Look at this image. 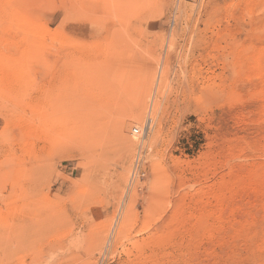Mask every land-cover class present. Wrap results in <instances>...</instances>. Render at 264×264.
<instances>
[{
    "label": "rangeland",
    "instance_id": "1",
    "mask_svg": "<svg viewBox=\"0 0 264 264\" xmlns=\"http://www.w3.org/2000/svg\"><path fill=\"white\" fill-rule=\"evenodd\" d=\"M114 1L0 0V229L4 231L21 217L14 206H19L25 189L35 183L33 197L43 201V213L57 222L52 229L53 245H49L51 239L43 240L31 252L11 256L0 250V264H133L135 260L137 264H264V0H139L133 10L114 8ZM88 4H93V10ZM116 28L121 30L117 36L121 44L115 39ZM123 40L130 46L127 50L124 45L125 49L119 48ZM139 51L141 64L135 59ZM129 53L134 60L130 58L132 67L125 68ZM121 54L127 60L122 69L128 74L124 70L120 74L130 83L125 99L119 96L124 91L118 84V79L124 80L115 77L114 69L107 75L109 79L114 76L111 85L119 95L106 82L107 75L102 78L106 70L99 74L100 64L107 65V60L115 64ZM85 61L90 71L89 66L83 67L87 72L82 71ZM112 62L107 65L110 69L114 68ZM95 64L100 69L96 65L99 76L93 80L86 74H91ZM140 65L144 74L138 73ZM71 74L73 78L68 77ZM80 81L87 87L81 86L82 92L76 94L81 90ZM112 88V99H108ZM148 88V108L139 117L134 96L144 100ZM83 93H90L88 106ZM78 97L86 101L80 100V104ZM113 99L115 105L110 102ZM130 99L136 102V109ZM82 101L88 109H83ZM126 103L132 111L125 108ZM121 106L129 112L121 118L124 126L118 121L123 132L119 126L115 132L109 125L121 117L116 113H125ZM96 108L115 114V123H106L103 111L108 124L104 127ZM112 108L120 110L115 113ZM84 112L90 114L92 124L101 122L106 130L100 124L92 125ZM95 112L100 120L91 118ZM96 127L104 130V136L98 130L102 134L99 140L100 134L90 142ZM108 129L121 133L113 135ZM85 130L92 131L91 135L87 132L89 138ZM122 133L126 137H120ZM88 141L93 142L92 149ZM112 144L109 150L106 145ZM116 148L123 153L117 151L114 157L118 161L111 157L117 155ZM101 156L110 161L104 165ZM151 196L157 198L155 205L162 204L155 213L154 206H149L156 200L152 202ZM147 204L153 216L146 211ZM127 210V236L116 246L111 236L88 241L93 245L84 250L87 252L71 245L73 238H85L96 228L108 227L111 235Z\"/></svg>",
    "mask_w": 264,
    "mask_h": 264
},
{
    "label": "bare ground",
    "instance_id": "2",
    "mask_svg": "<svg viewBox=\"0 0 264 264\" xmlns=\"http://www.w3.org/2000/svg\"><path fill=\"white\" fill-rule=\"evenodd\" d=\"M104 1V0H103ZM106 1V0H105ZM108 1V0H107ZM110 1V0H109ZM114 1V0H113ZM113 1L111 0V3H113ZM124 1V0H123ZM139 0H126V2L125 3H121V1L120 2H118L117 0L116 1H114V8L117 6V8L120 10V7H124V8H126V7H128L129 8V10L131 9V10H133L134 9V7L136 6V4H137V2H138ZM140 1H142V0H140ZM156 1V0H155ZM119 3V4H116V3ZM256 2V1H255ZM100 3V2H99ZM106 3V2H105ZM120 3H121V5H120ZM102 4V3H101ZM108 4V3H107ZM162 4V3H161ZM251 4V3H250ZM113 5V4H112ZM118 5H120L119 7H118ZM89 6V7H88ZM87 7L89 8V9H91V10H93V8H94V6H93V4H88L87 5ZM86 6H83V11L85 12V13H87V11H88V8H87ZM103 7V6H102ZM113 7V6H112ZM157 7V6H156ZM156 7H154L155 9H156ZM127 8V9H128ZM148 8V7H147ZM152 8V7H151ZM106 9V8H105ZM207 9V8H206ZM209 9V8H208ZM92 12V11H91ZM83 13V12H82ZM131 13L133 14V11H131ZM115 14V13H114ZM150 14V13H149ZM148 14V15H149ZM85 15V14H84ZM93 15V14H92ZM109 15V14H108ZM128 15V14H127ZM132 16V15H131ZM82 17H83V14H82ZM92 17V16H91ZM110 17H112V16H110ZM86 18V17H85ZM201 18V17H200ZM202 18H204V17H202ZM201 18V19H202ZM110 19V18H109ZM112 19V18H111ZM184 19V18H183ZM90 20H93V17H92V19L90 18ZM94 20H95V18H94ZM121 20V19H120ZM114 21V20H113ZM138 21V20H137ZM95 22H96V20H95ZM110 22V21H109ZM187 22V21H186ZM187 24V23H186ZM94 26V25H93ZM92 26V27H93ZM101 26V25H100ZM122 26H123V24H122ZM122 26H119L120 28L122 27ZM135 26V25H134ZM118 27V28H119ZM105 28V27H104ZM123 28H125L124 30H127L128 29V27H125V26H123ZM127 28V29H126ZM135 28V27H134ZM78 29V28H77ZM133 29V28H132ZM194 29V28H193ZM100 30V29H99ZM116 30H118L117 28L115 29V31H114V33H116L115 34V39H116V41H117V36L119 35V33H120V31H116ZM124 30L122 29V34L123 35H125L123 32H124ZM137 29L135 28V31H136ZM86 31V30H85ZM104 31V30H103ZM194 31V30H193ZM113 33V34H114ZM200 34V33H199ZM128 35V34H127ZM126 35V36H127ZM191 35V34H190ZM148 36V35H147ZM113 38H114V36H113ZM187 38V37H186ZM114 40V39H113ZM175 40V39H174ZM119 41H122L121 39H119ZM176 41V40H175ZM118 42V41H117ZM128 42V41H127ZM130 42V41H129ZM128 42V43H129ZM172 42V41H171ZM177 42V41H176ZM118 43H120L121 44V42H118ZM126 43V42H125ZM132 43V42H131ZM130 43V44H131ZM124 45V40H123V44L121 45V46H119V48L120 47H122ZM126 45V44H125ZM124 45V46H125ZM171 45V44H170ZM129 46V45H128ZM127 46V47H128ZM116 47H117V45H116ZM126 47V46H125ZM127 47H126V50H127ZM130 47V46H129ZM132 47V46H131ZM172 47V46H171ZM79 48V47H78ZM123 49H125L124 47H122V49H120V50H123ZM129 49V48H128ZM171 49V48H170ZM76 50V49H75ZM81 50V49H80ZM89 50V49H88ZM113 50V49H112ZM117 50V49H116ZM119 50V49H118ZM119 50V51H120ZM126 50H124L123 52H125ZM131 51H130V53H132L133 54V52H132V49H130ZM172 50H173V48H172ZM78 51V50H77ZM115 51V50H114ZM133 51H134V46H133ZM136 51V50H135ZM170 51V50H169ZM71 52V53H70ZM69 53L70 54H72V51H70ZM111 52L112 51H110V53H108V54H111ZM117 53H118V51H116ZM115 52V53H116ZM129 52V51H128ZM127 52V53H128ZM83 53V52H82ZM126 52H125V54H127ZM129 53V55L127 56V58L129 57V56H131V54ZM135 53V52H134ZM137 53H138V51H137ZM137 53H136V56H138V58L136 57V56H134V58L137 60V59H140L139 57H140V55H141V57H143L142 56V54L140 53V51H139V54L137 55ZM68 53H66V55H67ZM70 54H68V55H70ZM81 54V53H80ZM79 54V55H80ZM84 54V53H83ZM124 53H123V55H125ZM189 54V53H188ZM76 55H77V52H76ZM78 55V56H79ZM184 55V54H183ZM74 56V55H73ZM72 56V57H73ZM78 56H76V57H78ZM81 56V55H80ZM80 56L78 57V60H79V66H80ZM103 56V55H102ZM109 56V55H108ZM107 56V57H108ZM112 56H115V55H110L109 57L111 58ZM116 56H118V55H116ZM126 56V55H125ZM164 56V55H163ZM169 56V55H168ZM75 57V56H74ZM82 57L84 58L85 56L84 55H82ZM104 57H105V55H104ZM172 57V56H171ZM183 57V56H182ZM186 57V56H185ZM51 58V57H50ZM124 58L125 57H123L122 56V54H121V56H118L117 58H115L114 59V61H115V64H114V62H112V64H114V68H109L110 67V63L111 62H109L108 63V60H107V63H106V61H104V63H106L109 67H107V65H104L103 63H102V65H104V66H106L107 67V69L105 68V67H103L102 68V65L100 64V66H101V69H100V67H99V65H97V64H99V63H97V64H95V66H92L93 68V70L96 68V71L97 72H95V71H93V73H92V69H91V74H94V76L92 75V76H90L91 74H89V72H88V74H86V76L87 75H89V77H92V79L94 80V78L93 77H97V79H98V76L99 75H97L98 74V70L100 69V72H99V74L101 73V70H103V73H104V70H106L105 72L106 73H104V74H102L101 73V75H104L102 78H104L106 75H107V72H108V70H109V72H108V74H109V76H110V74H112V72H113V69H114V73H115V77L118 79V77H124L123 75V73H124V71H125V75L126 74H128V72H127V69L126 70H124L125 68H127V66H130V67H132L131 66V64L129 65V59L131 58V57H129L127 60H128V64L126 65V67H125V65H124V63H126L127 62V60L125 59L124 60ZM87 59V58H86ZM85 59V60H86ZM104 59V58H103ZM103 59H100V60H102L103 61ZM108 59V58H107ZM132 59V58H131ZM130 59V60H131ZM68 60V59H67ZM71 60V59H70ZM73 60H74V58H73ZM76 60V59H75ZM100 60H98V61H100ZM105 60H106V57H105ZM113 60V59H112ZM132 60H134V59H132ZM148 60V59H147ZM159 60H160V58H159ZM159 60H157V61H159ZM163 60V59H162ZM102 61H100V62H102ZM110 61V60H109ZM124 61V62H123ZM141 59H140V62H138V63H140L141 64ZM63 62H65V59H64V61ZM70 62V61H69ZM86 62V61H85ZM85 62H82V63H84L83 65L84 66H81V68H82V71H84L85 70V67L87 68L88 66V68H89V71H90V64L88 65V61L85 63ZM135 63H136V61H134ZM154 62V61H153ZM162 62V61H161ZM91 63H93V62H91ZM94 63H96V61H94ZM131 63H132V61H131ZM155 63V62H154ZM66 64V63H65ZM133 64V63H132ZM144 64V63H143ZM167 64V63H166ZM75 65L77 66L78 65V61H77V64L75 63ZM93 65V64H92ZM99 67L98 68V70H97V66ZM151 65V64H150ZM153 65V64H152ZM159 65V64H158ZM183 65H185V64H183ZM75 66V67H76ZM116 66V67H115ZM122 66H124L125 68L124 69H122L123 67ZM160 66V65H159ZM170 66V65H169ZM168 66V67H169ZM75 67H74V69H72V70H75V72L77 71V73L76 74H78L79 73V70H76L75 69ZM78 67V66H77ZM76 67V68H77ZM83 67H84V70H83ZM95 67V68H94ZM130 67H129V70L128 71H130ZM137 67V66H136ZM139 67V66H138ZM144 67V66H143ZM165 67H166V65H165ZM71 68V67H70ZM109 68V69H108ZM161 68V67H160ZM51 69V68H50ZM78 69V68H77ZM116 69V70H115ZM156 69V68H155ZM166 69V68H165ZM62 70L63 71H68L67 69L65 70V69H63V67H62ZM122 70H124V71H122ZM142 70L143 69H141V65H140V70H138V73H139V71H141V74H144L143 72H142ZM149 70V69H148ZM52 71V70H51ZM63 71H61V72H63ZM120 71H122L121 72V74H123V75H121L120 74ZM132 71V70H131ZM145 71V70H144ZM165 71V70H164ZM61 72H59V74L61 73ZM84 72H87V70L86 71H84ZM95 72V73H94ZM111 72V73H110ZM127 72V73H126ZM148 72V71H147ZM151 72H153V71H151ZM158 72V71H157ZM113 73V74H114ZM154 73V72H153ZM65 74H67V72L65 73ZM75 74V75H76ZM80 74L81 75H83L84 73H82V72H80ZM80 74H78V76L80 75ZM95 74L97 75V76H95ZM141 74H139V75H141ZM156 74V73H155ZM154 74V75H155ZM62 75V74H61ZM61 75H59V77L61 76ZM69 75V74H68ZM67 75V76H68ZM81 75L79 76V77H81ZM159 75L161 76V74H160V72H159ZM55 76V75H54ZM64 76H66V75H64ZM67 76H66V78H67ZM72 76V74L70 75V76H68V77H71ZM83 76H85V75H83ZM82 76V77H83ZM86 76H85V80H86ZM118 76V77H117ZM127 76V75H126ZM145 76V75H144ZM156 76V75H155ZM164 76V75H163ZM78 77V78H79ZM81 77V78H82ZM88 77V76H87ZM106 77H107V79H106ZM105 77V79L107 80H105V79H103V80H105L106 82H108V80H109V82H110V88L111 87H113L111 84H112V82L110 81V79L113 81V77L114 76H112L111 75V78L109 79V77H108V75ZM147 77V76H146ZM150 77H151V74H150ZM62 78H64V77H62ZM72 78H73V76H72ZM72 78H68V79H70V83L72 82V81H74ZM77 78V77H76ZM81 78H80V80H81ZM157 78V77H156ZM156 78H155V80H156ZM72 79V80H71ZM84 79V78H83ZM97 79H95V80H97ZM99 79H101V76L99 77ZM117 79H115L114 78V80H115V82L117 81ZM142 79H143V76H142ZM145 79V78H144ZM146 79H148V77L146 78ZM85 80H83L84 82H85ZM103 80H100V81H102V82H104ZM123 82H122V79H118V84H119V82H120V84H121V86L120 87H122L121 88V90L123 89V94L121 93L120 95H119V93H120V91L118 92V90H116V88L115 87H113L114 89H115V92L119 95V96H121L122 95V98H123V96L125 97L127 94V91H128V86H129V79H124L123 78ZM133 80V79H132ZM138 80H140L139 82H137L136 80H135V82H137L136 84L138 85V83L140 84V82H141V78H140V76H139V79ZM149 80V79H148ZM153 81L152 82H154V79H152ZM161 80V79H160ZM64 81V80H63ZM77 81V80H76ZM79 81V80H78ZM86 81H88V80H86ZM98 81V83L100 82L99 80H97ZM146 81V80H145ZM151 81V80H150ZM81 82V81H80ZM82 83V85H80L79 87L81 88V86L84 88V85H86L85 83ZM106 82H104V83H106ZM114 82V83H115ZM122 82V83H121ZM165 82H168L167 80L165 81ZM185 82V81H184ZM183 82V83H184ZM79 83V82H78ZM90 83V82H89ZM104 83H101V84H103V86H105V84ZM149 83V82H148ZM56 84V83H55ZM71 84H73V83H71ZM91 84V83H90ZM116 84V83H115ZM114 84V85H115ZM151 83H149L148 85H150ZM79 85V84H78ZM78 85H77V87L76 88H78ZM107 85V84H106ZM145 85H146V82H145ZM163 85H164V83H163ZM166 85V84H165ZM168 85V84H167ZM74 86V85H73ZM136 86V85H135ZM151 86V85H150ZM149 86V87H150ZM184 86V85H183ZM57 87H58V85H57ZM86 87H87V85H86ZM85 87V88H86ZM102 87V86H101ZM118 87H119V85H118ZM134 87V86H133ZM160 87H162V86H160ZM160 87H159V89H160ZM168 87V86H167ZM73 88V87H72ZM76 88H73L74 90L76 89ZM79 88V89H80ZM90 88V87H89ZM95 88V87H94ZM107 88V87H106ZM113 88L109 91L110 92V94H109V92H108V90H106L107 92H108V94H109V96H108V99H112L111 97H110V95H113ZM136 88V87H135ZM140 88V86L138 85V89ZM166 88V87H165ZM73 89H72V91H73ZM91 89V88H90ZM90 89H88L87 88V90H89V91H91ZM120 89V88H119ZM138 89H137V91H138ZM68 90H70V89H68ZM86 90V89H85ZM86 90V91H87ZM97 90V89H96ZM113 90V91H112ZM127 90V91H126ZM132 90V89H131ZM163 90L164 89H162V91L161 92H163ZM65 91V90H64ZM88 91V92H89ZM150 88H148V92H147V95H146V97H145V95H143L144 96V100L142 99H136L137 98V95L136 96H134L135 98V100H137V104H135L136 105V107H138L137 108V114H138V116L140 117V115H144L145 113H146V110H147V108H148V103H147V97H149L150 96ZM160 91V90H159ZM165 91V90H164ZM184 91V90H183ZM68 92H70L71 93V91H68ZM76 92V94H80V92H82V88H81V90L79 91V90H76L75 91ZM74 91H73V93H75ZM79 92V93H78ZM85 92V91H84ZM95 92V91H94ZM107 92H105V95L107 94ZM113 92V93H112ZM135 92H136V90H135ZM72 93V94H73ZM112 93V94H111ZM114 94L115 95V97H116V95L117 94ZM142 93V92H141ZM155 93H157V92H155ZM76 94H74V95H76ZM84 94V93H83ZM101 94H103L104 95V93H101ZM124 94H126V95H124ZM143 94V93H142ZM71 95V94H70ZM89 95H90V93H89ZM89 95H86L87 96V99L86 100H88V102H87V106H88V103H90L89 102ZM93 95V94H92ZM91 95V96H92ZM105 95H104V97H105ZM162 95V94H161ZM53 96H55L54 94H53ZM66 96L68 97L69 96V94L67 93L66 94ZM72 96V95H71ZM81 96H82V94H81ZM84 96H85V94H84ZM85 96V97H86ZM102 96V95H101ZM101 96H99L100 98H101ZM107 96V95H106ZM118 96V99L120 98ZM160 96V95H159ZM158 96V97H159ZM163 96V95H162ZM50 97V96H49ZM56 98H57V96H55ZM70 97V96H69ZM76 97H77V95H76ZM80 97V96H79ZM78 97V98H79ZM110 97V98H109ZM114 97V96H113ZM114 97V99H116L117 100V98H115ZM161 97V96H160ZM52 98V97H51ZM55 98V99H56ZM74 98H75V96H74ZM103 98V97H102ZM106 98V97H105ZM105 98H103V100L105 99ZM126 98V97H125ZM125 98H123V99H125ZM133 98V97H132ZM142 98V97H141ZM85 99V98H84ZM114 99L111 101L110 100V102H113L114 103ZM123 99H121V102H123ZM129 99V98H128ZM53 100V99H52ZM57 100H58V98H57ZM75 99H73V101L72 102H76V101H74ZM77 100V99H76ZM80 100H83L82 99V97L81 98H79L77 101H80ZM86 100H83V101H86ZM94 100V99H93ZM102 100V99H101ZM106 100V99H105ZM130 100H132V106H133V103H136L133 99H130ZM161 100V99H160ZM53 101H55V100H53ZM61 103H64L63 102V100L61 99ZM82 101V106L85 104L86 105V102H83ZM107 101V100H106ZM126 101H127V99H126ZM129 101V100H128ZM127 101V102H128ZM57 102V101H56ZM107 102H109V101H107ZM107 102H105V105H108L107 104ZM116 102V101H115ZM118 102H119V100H118ZM117 102V103H118ZM124 102H125V100H124ZM130 102V101H129ZM128 102V103H129ZM154 102V101H153ZM53 103V102H52ZM55 103V102H54ZM67 103V102H66ZM78 103V102H77ZM77 103H75L76 104V106L77 105H79V104H77ZM80 104H81V101L79 102ZM100 103V102H99ZM112 103V104H113ZM128 103H126V106H125V108H128L129 107V111H132V110H130V109H133V108H131V105H129V106H127V104ZM157 103H158V101H157ZM102 105L104 104L103 102L101 103ZM101 104H99L100 106H102ZM130 104V103H129ZM154 104V103H153ZM52 105V104H51ZM50 105V106H51ZM55 106L56 105H58V104H54ZM65 105H67V104H64L63 106H65ZM84 105V106H85ZM90 105V104H89ZM98 105V106H99ZM105 105H103V106H105ZM110 105H111V103H110ZM114 105H115V103H114ZM122 105H124V104H122ZM161 105V104H160ZM49 106V107H50ZM53 106V105H52ZM59 106H60V108H61V106L62 105H60L59 104ZM58 106V107H59ZM80 106V105H79ZM83 106V109L84 108H87L88 109V107L87 106H85L84 107ZM103 106H102V108H103ZM112 107H113V105H111ZM58 107L56 108H54V109H56V112H57V109H58ZM96 107H97V103H96ZM107 107V109H108V106H106ZM105 107V108H106ZM117 107H119V106H117ZM133 107H135V106H133ZM136 107H135V109H136ZM157 107V106H156ZM156 107H154V110H153V108H152V110L153 111H155L156 110ZM161 107V106H160ZM159 107V108H160ZM51 108V111H52V107H50ZM50 108H49V110H50ZM80 109H79V111L80 110H83V109H81V107H79ZM99 109H101L100 107H98ZM115 108V107H114ZM114 108H112V109H114ZM123 106H121V110L123 111V112H125V113H123V115L121 114L122 112H120L117 108V110L120 112H118V113H116V109H114L113 110V112H115L116 114H120V118H119V115H118V118H119V120H118V118L116 117V115L114 114V115H112L113 113L112 112H109L111 109H110V106H109V111H108V113L109 114H111L112 115V117H111V115H110V117L108 116L107 118H110V119H112L114 116L117 118V121H116V118L114 119H112V120H110V119H108V121H107V118H106V116L108 115V113L106 112L107 110L106 109H104V110H106V111H104L103 109H102V111H100V110H98L97 108V110L99 111V114L103 117V116H105V114L103 113V111L104 112H106V116H105V120H106V123L108 122L109 124L110 123H115L114 121H116V123H115V125H109V129L111 130L112 129V127H114L115 128V126H119V127H122V132H123V126H124V123H123V120L121 119L124 115H126V114H128V112L129 111H127V113H126V111H124L123 109ZM62 110V109H61ZM64 110V109H63ZM126 110V109H125ZM128 110V109H127ZM151 110V109H150ZM50 111V112H51ZM85 111V110H84ZM112 111V110H111ZM59 112V111H58ZM61 112V111H60ZM92 111H90L89 110V113L90 114H92L91 113ZM101 112L104 114V115H102L101 114ZM133 112H135V111H133ZM159 112V111H158ZM49 113V111L47 112V114ZM52 113L54 114V112L52 111ZM77 113V112H76ZM85 113V112H84ZM83 113V115L85 116V114H86V116H87V118L88 119H90V117H88V116H90V114H88L87 115V112L84 114ZM96 113V112H95ZM50 114V113H49ZM48 114V115H49ZM61 114H62V112H61ZM66 114V113H65ZM98 113H96V116H92L91 118L92 119H94V120H100L101 119V117H99L100 115H99ZM155 114V113H154ZM153 114V115H154ZM156 114H157V112H156ZM52 115V114H51ZM92 115H94V113L92 114ZM99 115V116H98ZM150 115V114H149ZM53 116H55V114L53 115ZM98 116V117H97ZM50 117V116H49ZM52 117V116H51ZM51 117H50V121H51ZM95 117H97L98 119H96ZM55 118V117H54ZM100 118V119H99ZM155 118H156V116H155ZM124 119V118H123ZM48 120V118H47V122L49 121ZM82 120H84L83 118H82ZM85 120H86V117H85ZM104 117L102 118V121L101 122H103V123H105L104 121ZM109 120H110V122H109ZM125 120V119H124ZM53 121V120H52ZM93 121V120H92ZM120 121H122V123H123V126H122V123H119ZM133 121V120H132ZM89 122V121H88ZM90 122H91V119H90ZM96 122V123H95ZM93 124H100V126L103 128V126L105 127L106 125H108V124H103V126L101 125L102 123L100 122V123H98V121H95ZM117 122H118V124H117ZM82 123V122H81ZM140 123V122H139ZM91 124H92V122H91ZM92 124V125H93ZM66 125H68V124H66ZM82 125H85V123L84 124H82ZM96 125V126H97ZM121 125V126H120ZM87 125H85V126H83V127H86ZM91 126V125H90ZM99 126V125H98ZM128 126V125H127ZM62 127V126H61ZM108 127V126H107ZM87 128V127H86ZM93 128H94V126H93ZM100 128V127H99ZM99 128L98 127H96V129H95V134H93V135H91L90 133L92 132L91 130L90 131H86V130H88V129H86L85 131H86V133H85V135H86V137H90V136H87L88 134L89 135H91V139L89 138V140H90V142L92 141V139L94 138V136L95 135H98V134H100V132H98V130H99ZM100 129L101 130V132L103 133V135L102 134H100L99 136H97L98 137V139L97 138H95V139H97V140H99V137L102 135V136H104V130H106L105 128H103V129ZM114 128L112 129V131H115L116 132V128H115V130H114ZM127 128V127H126ZM47 129V128H46ZM81 129V128H80ZM108 129V132L110 131ZM117 129H119V128H117ZM70 130V129H69ZM99 130V131H100ZM121 130V129H120ZM49 131V130H48ZM81 131V130H80ZM83 131V130H82ZM112 131H110L112 134H113V132ZM52 132V131H51ZM87 132H88V134H87ZM96 132H98V133H96ZM118 132V131H117ZM73 133V132H72ZM83 133V132H82ZM84 133L82 134L84 137H85V135H84ZM106 133V132H105ZM111 133H110V136H111ZM119 133H121L120 131L118 132V134ZM62 134H65V133H62ZM107 135L109 134V133H106ZM117 133L116 134H113V135H118ZM122 134H124V133H122ZM66 135V134H65ZM107 135H105L106 136V139H107V137L109 136H107ZM54 136V135H53ZM120 136V135H119ZM85 137V138H86ZM112 137V136H111ZM116 137V136H115ZM120 137H122V138H124V137H126L125 136V134L124 135H122V136H120ZM57 138H61V139H63L64 141H65V139L64 138H62V137H60V136H58ZM87 138V139H88ZM118 138V137H117ZM113 139V138H112ZM119 139V138H118ZM124 140V142H125V140L126 139H123ZM128 140V139H127ZM103 141H104V139L102 138V139H100V141H99V143L100 142H102L103 143ZM113 141H116V139L115 140H113ZM129 141V140H128ZM126 142V144L127 143H129V142ZM55 142V141H54ZM61 142V141H60ZM89 142V141H88ZM89 142V143H90ZM93 142H95V140H93ZM93 142H92V144H93ZM97 142V141H96ZM108 142V141H107ZM117 142V141H116ZM123 141H121V143H122ZM155 142H157V141H155ZM99 143H97L96 145H98ZM105 143V142H104ZM113 143V142H112ZM91 143L89 144V146L91 147H93V145H92ZM95 144V143H94ZM101 144V143H100ZM99 144V145H100ZM109 144V143H108ZM123 144V143H122ZM130 144V143H129ZM57 145V144H56ZM85 145H86V143H85ZM102 145V144H101ZM99 146V147H102V146ZM105 145V144H104ZM103 145V146H104ZM114 144H112V145H110V146H108V145H106L107 147H109V150H111L112 149V146H113ZM117 145V144H116ZM119 145H121V144H119ZM118 145V146H119ZM89 146H87V147H89ZM95 146V145H94ZM106 146H104V148H106ZM83 147H84V145H83ZM89 147V148H90ZM92 147H91V149H92ZM96 147V146H95ZM94 147V148H95ZM110 147H111V149H110ZM115 147V146H114ZM113 147V148H114ZM127 147H128V144H127ZM127 147L125 146L124 148L125 149H127ZM130 147V146H129ZM128 147V148H129ZM88 148V149H89ZM104 148H102L103 150H104ZM121 148H123V147H121ZM102 149H101V151H102ZM117 150H116V153H117V155H114L113 154V156H111V157H116V156H118V153L119 152H121L122 153V151H121V149L120 150H118L119 148H116ZM84 150H87V149H84ZM96 150H98L97 148H96ZM114 150V149H113ZM91 150H89V152H90ZM93 151V150H92ZM100 151V150H99ZM105 152L107 151V149L106 150H104ZM117 151H119V152H117ZM108 152H110V151H108ZM107 152V153H108ZM112 152V151H111ZM124 152V151H123ZM114 153H115V151H114ZM115 153V154H116ZM94 154H95V152H94ZM96 154H97V152H96ZM103 154H105V153H103ZM128 154V153H127ZM101 155H102V152H101ZM108 154H106V155H104V156H106L107 158H109V156H107ZM122 155H123V153H122ZM121 156V155H120ZM119 156V157H120ZM95 157H96V155H95ZM97 157H100V156H97ZM102 157V156H101ZM110 157V159H112ZM114 157V158H115ZM122 157V156H121ZM103 158L105 159L104 161H102L103 160ZM126 158V157H125ZM99 159H101V158H99ZM115 159H117V161H118V158H115ZM102 162H103V164L105 165V161L107 160L105 157H102ZM107 161H110V160H107ZM108 163V162H107ZM110 163V162H109ZM112 163H114L113 165H115L116 166V164H115V161L114 162H112L111 161V164ZM108 165V167H111L112 165H109V164H107ZM106 165V166H107ZM108 167H106V168H108ZM112 169L114 168V167H111ZM115 175V174H114ZM112 178V177H111ZM160 179V178H159ZM36 184L37 183H35L32 187L33 188H30V187H28V188H26L25 189V192H26V194L24 195V197L21 195L22 193H25V192H22L20 195H19V197H21L22 196V200H21V202L19 203V206H17V204L14 206V207H16V210H18V212H20L21 213V217H19V216H17V219L16 220H14V222H13V224L10 226L9 225V227L8 228H6V229H4V231L3 230H1L0 231V250L3 252V253H5L6 255H12L13 253H15V252H29L30 250H32V249H35V247L37 246V245H39L40 244V242H42L43 240H47V239H51L49 242V245L50 244H54L55 242H54V238H53V230L52 229H55L56 228V221H53L52 219H50V218H48L47 216H46V214L45 213H43V208L45 207L44 206V203H43V201H41L39 198V200L37 201V200H35V197H36V195L35 194H32V192L31 191H34L35 190V188H37L38 186H36ZM23 188V187H22ZM170 189V188H169ZM149 190V189H148ZM151 190V189H150ZM153 190V189H152ZM24 191V190H23ZM150 192V191H149ZM162 192V191H161ZM161 192H159L160 193V195L162 196V198L160 197V199L159 200H161V199H165V198H163V195H162V193L164 192V194L166 193V190L165 191H163L162 193ZM34 193V192H33ZM151 193H153L154 194V192H151ZM157 194V193H156ZM155 194V195H156ZM166 195V194H165ZM33 196H35V197H33ZM169 196V195H168ZM165 197V196H164ZM154 199H156L155 201H154ZM19 200V199H18ZM147 200V199H146ZM150 200L153 202L154 201V205H153V203H152V206L149 204V206H150V208L151 207H153V209L155 208V210H154V213H155V211H156V206L157 207H161L160 205H162V204H158V203H156L157 205H155V202H157V198H153L152 199V196H151V198H150ZM158 200V201H159ZM39 201H41L42 203H40ZM162 202H163V200H161ZM165 201V200H164ZM18 202V201H17ZM133 202V201H132ZM145 202V201H144ZM149 203H150V201H149ZM159 203H161V202H159ZM165 203V202H164ZM43 204V205H42ZM46 204V203H45ZM48 205V204H47ZM131 205V204H130ZM13 207V206H12ZM145 207V206H144ZM148 207V204H147V206L145 207V209H146V211H147V209L149 210L148 212H150V213H152V216H153V212H151V211H153V210H151L150 208H147ZM129 209H130V207H128ZM12 209H14V208H12ZM161 209V208H160ZM159 209V210H160ZM151 210V211H150ZM158 210V211H159ZM128 211H130V210H127L126 211V214L122 217V219H121V221L118 223V225H117V228H116V230H114L113 231V233L111 232V235H109L110 234V229L108 228V227H105V228H103V229H95L94 231L93 230H91V233L89 234V235H87L85 238H77V237H75V238H73V240H71V245H73V247H75L77 250H85L86 248H88V246L90 245V243L92 242L91 240L93 239V240H95V239H99V237L101 238H108V236L110 237L111 236V238H112V240L114 241V244H115V246H116V244H118L120 241H121V239H122V237H123V235H124V233H125V231H126V224H127V222H128V214L130 213H128ZM44 212H47V211H45L44 210ZM50 212V211H49ZM143 212H145V211H143ZM147 212V213H148ZM157 213V212H156ZM149 214V213H148ZM256 214H260V212H257ZM132 215H133V213H132ZM144 215V214H143ZM157 215H159V213L157 214ZM156 215V216H157ZM178 215V214H177ZM51 216H52V214H51ZM149 216H150V214H149ZM152 216H150L151 218H152ZM156 216H154V217H156ZM150 217H149V220H150ZM147 218H148V216H147ZM161 218V217H160ZM187 218V217H186ZM144 219H145V217H144ZM168 219H169V217H168ZM172 219V218H171ZM92 220H94V219H92ZM96 220V219H95ZM140 220V219H139ZM148 220V221H149ZM162 220H164V219H162ZM177 220V219H176ZM142 221V220H141ZM152 221H153V219H152ZM151 220L149 221V222H152ZM155 221H156V219H155ZM159 221V220H158ZM181 221V220H180ZM189 221V220H188ZM146 222H147V220H146ZM149 222H147V223H149ZM12 223V222H11ZM65 223V225H66V222H64ZM153 223V222H152ZM152 223H150V224H152ZM155 223V222H154ZM185 222H183V224H184ZM188 223V222H187ZM157 224V222L155 223V225ZM89 225V224H88ZM102 225V224H101ZM114 225V224H113ZM167 225V224H166ZM171 225H172V223H171ZM5 226V225H4ZM71 226V225H70ZM142 226H143V224H142ZM154 226V225H153ZM164 226V225H163ZM68 227V226H67ZM152 227V226H151ZM159 227V226H158ZM162 227V226H161ZM175 227H176V225H175ZM2 228V227H1ZM113 228V227H112ZM111 228V229H112ZM148 228V227H147ZM58 229V228H57ZM149 229H150V227H149ZM169 229V228H168ZM170 230V229H169ZM104 232H105V234H104ZM171 232V231H170ZM173 232V231H172ZM144 233V232H143ZM163 233V232H162ZM104 234V235H103ZM158 234V233H157ZM103 235V236H102ZM51 236V237H50ZM125 236H127V234L126 235H124V237ZM88 241H91V242H88ZM110 241V240H109ZM126 241H128V240H126ZM172 241V240H171ZM95 242V241H94ZM93 242V243H94ZM100 242V241H99ZM163 242V241H162ZM102 243V242H101ZM113 243V242H112ZM125 243V242H124ZM164 243V242H163ZM92 244V243H91ZM109 244V243H108ZM121 244H123V243H121ZM93 245V244H92ZM95 245V244H94ZM102 245V244H101ZM120 245V244H119ZM106 246H108V245H106ZM168 247V246H167ZM93 248V247H92ZM52 249V248H51ZM117 250V249H116ZM31 252V251H30ZM84 252H87V251H84ZM17 255V254H16ZM115 255V254H114ZM12 258V257H11ZM1 260H2V258H1ZM2 262V261H1ZM167 262V261H166ZM7 263V262H6ZM131 263H133V264H137V262H136V260L133 262H131Z\"/></svg>",
    "mask_w": 264,
    "mask_h": 264
}]
</instances>
